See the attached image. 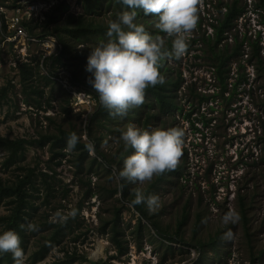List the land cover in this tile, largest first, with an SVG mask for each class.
Instances as JSON below:
<instances>
[{"label":"rangeland","instance_id":"1","mask_svg":"<svg viewBox=\"0 0 264 264\" xmlns=\"http://www.w3.org/2000/svg\"><path fill=\"white\" fill-rule=\"evenodd\" d=\"M13 1L0 0V6L10 7ZM34 1L38 6L43 4L42 9L46 12L56 6L64 11L67 6L65 17L68 13L77 16L83 12L77 0ZM230 1L196 0L198 20L188 37L191 48L177 60L168 59V67L180 73L183 79L178 93L181 109L166 117L165 125L156 122L148 129H184L181 157L177 164L182 168L173 178L165 173L163 178L166 177V181L161 180L157 184L153 195L159 197V207L152 211L145 207L149 219L142 218V226L139 224L140 213L130 206L128 198H123L119 191L122 181L116 179L127 151L118 140L119 133L128 124L140 129L142 126L135 121H123L119 126L111 124V129H116V133L111 134L103 126L107 125L105 122L102 125L99 122L90 123L96 110L78 109L75 101L65 92L60 93L57 86L53 94V108L40 111L25 105L19 68L27 63L38 66L40 74L47 75L42 66L44 56L41 46L20 40H4L0 44V136L35 141L41 135L54 133V123H58L66 129L75 127L81 140L92 141L95 147L94 153H89L86 158L83 171L75 166L77 154L72 150H65L68 156L64 160L53 159L49 147L38 144L27 146L25 160L9 166L6 164L5 167L3 163L9 152L0 147L1 184L12 185L19 175L24 174L22 167L35 169L37 173L46 172L53 177L65 207L61 209L63 213L68 214L80 203L83 205L78 225H74L63 244L53 248L43 261L36 264H264V162L261 160L264 157V80L253 66L247 65L245 74L249 81L239 86L237 93L231 95V100L217 95L214 100L199 104L197 98V94L214 96L220 92L208 56L202 50V38L211 34L210 25L219 16V7ZM256 8L254 0H247L246 12L227 34L224 44L231 47L236 39L243 41V50L248 53L249 43L258 41L264 49V11ZM9 10L6 15H10ZM113 15L112 10L102 8L99 15L88 20L107 24L109 20H114ZM26 21L34 35L45 30L46 20L42 14ZM6 35L0 30V40ZM161 36L164 42L167 36ZM98 41L96 37L85 42L69 40L71 56L89 53ZM239 61L236 58L231 62L235 79L244 72L236 73ZM69 64L76 65L82 84L90 87L87 83L90 74L84 70L86 61L75 59ZM41 82H38L40 87L43 86ZM2 88L7 89L6 96ZM229 95L225 93L224 98ZM67 106L71 112L64 111ZM46 117L54 121H47ZM158 179L159 176H154L151 181L143 183L129 182V198L137 189L144 194ZM88 188L91 192L87 195ZM113 190L118 192L113 193ZM240 197L245 203L246 223L241 216ZM58 204L56 202L54 206ZM8 209V205L1 204L0 215L9 213ZM45 209L48 208L40 209L34 224L40 223L39 217ZM229 210L237 211L240 218L235 224L224 225L220 217ZM53 213L55 211L47 210L49 221H54ZM114 221L127 250L124 254H120L111 241ZM225 232L231 234L229 238H224ZM160 233L167 238L163 239ZM40 237L31 238L27 253H23V264H30L29 257L39 248Z\"/></svg>","mask_w":264,"mask_h":264},{"label":"trees","instance_id":"2","mask_svg":"<svg viewBox=\"0 0 264 264\" xmlns=\"http://www.w3.org/2000/svg\"><path fill=\"white\" fill-rule=\"evenodd\" d=\"M20 0H14L11 6L6 8L12 9L17 6V3ZM256 9H261L264 11V0H254ZM82 8V13L75 16L68 13L65 17V10L67 6L61 11L60 6L54 7L49 12L45 13V30L36 35L40 38H43L47 35H53L57 37L60 44L62 45L61 51L57 55H52L50 57L44 58L42 66L47 71V75H41L39 67L27 63H23L19 68V75L21 77V93L23 94V102L25 105L32 107L33 109L47 111L48 109L53 108L52 102L54 101L53 94L56 90V86L60 93H66V91L61 87L60 84L54 79L57 77L59 70L64 69L68 72L71 78V82L80 89H86L89 92H93L98 98L97 94L90 87H84L81 80V73L76 68L75 64H69L71 60H82L86 61L88 52L80 54L77 56H71V47L69 45V40L71 42H85L91 38L96 37L98 40L108 38L105 36L107 30V24L96 23L93 19L88 20L89 17H94L99 15L102 8H105L107 11L112 10L113 19L123 11L127 10L126 6L121 5L118 0H77ZM231 0L230 2H225L219 7V16L216 18V21L212 23L211 34L204 36L202 38V44L204 52L207 54V58L213 68V77L216 84L220 88V92L214 96L197 94L199 104L202 102H208L214 100L217 95H220L224 100H231V95L237 93V89L242 84H246L249 81L245 70L247 65L253 66L257 74L261 76L264 80V49L259 45L258 41H252L247 46L249 52L246 53L243 50V41L239 42L237 39L234 41V46L229 47L226 43L223 42L228 39V33L236 26L238 19L246 12L245 8L247 5V0ZM195 7L197 8L196 4ZM137 22L144 24L147 31L152 34L164 35V33H159L158 30L152 27L154 21L152 20V14L145 16L142 10H137ZM65 17V19H64ZM64 21V22H63ZM24 25L27 27L30 33V24L24 22ZM55 27L51 30L50 28ZM4 30L5 23L3 24ZM33 34V33H32ZM5 40L3 37L0 40V44ZM164 49L171 52V38L166 37L163 42ZM191 48V43H188V48L186 51H189ZM244 56L246 59L244 60ZM173 58L177 60L176 57L172 55L166 56L161 61V66L159 72L164 76V83L157 84L154 87H149L145 90V100L144 103L138 107H133L128 110L127 115L124 117H112L109 116L107 111L100 105L95 111L94 115L91 116L90 123L99 122L102 125V122H105L107 125H103L109 129L111 134L116 133V129H111V124L119 126L121 122L126 121L130 123L135 121L137 124L142 126V129H147L150 126H153L156 122L165 125V118L171 115H174L176 110H180V104L178 101V93L181 91L183 85V79L180 73H176L173 69L168 67V59ZM236 58H239L238 69L236 70L237 75L240 71H244L240 76L235 79V74L232 75V61ZM244 61V63L242 62ZM242 62V63H241ZM231 80H234L231 82ZM43 81V86H39L38 82ZM42 83V82H41ZM231 85V89L229 86ZM48 89V90H47ZM1 91L6 96L7 89L2 88ZM193 91V90H191ZM229 93V97H225V93ZM227 104L230 101H226ZM69 105V100L66 101ZM45 104V106H44ZM69 107V106H67ZM64 108V111L71 112V108ZM47 121L53 122V118L46 117ZM56 124L55 132L49 133L46 135H41L39 139L35 141H28L26 139H9L7 137L0 136V147L4 148L9 152L7 159L3 165L6 167V164H16L18 161L25 160L26 148L32 144H38L40 147L48 146L52 154V158H60L64 160L67 158L68 153L65 151V142L70 133H76L78 135L79 142L72 150L75 152L76 161L75 166L79 171L84 170V163L86 158L89 156V152L85 149L84 145L87 142H83L77 132L75 127H69L66 129L63 124ZM120 132V131H117ZM120 134V133H119ZM95 141V140H94ZM96 146L97 141L95 142ZM132 149L129 148L123 155L121 160V165L123 160L132 154ZM262 162H264V157H262ZM94 161V160H93ZM105 162V161H104ZM107 162V161H106ZM108 165L112 163L107 162ZM179 168L177 167L174 171L166 172L173 178L176 174H179ZM24 171V174L19 175L12 185L4 186L0 183V205L6 204L9 206V213L5 215H0V232L5 230H14L20 238V247L24 254L27 253L28 247L30 245L31 238H35L39 235L40 240L38 242L39 248L32 252L29 260L30 264H36L43 261L48 254L52 251L53 248L61 246L65 238L72 232L74 225H78V218L82 211V203L76 205L75 209L77 214L74 217L69 216L67 220L63 222L49 221L47 218V210L57 211L64 209V205L61 203V197H59V190L57 189L55 183L53 182V177L49 173L39 172L37 173L35 169L21 168ZM107 171H110L107 170ZM163 175L159 176L158 182L151 185L145 192L144 195H153L154 191L157 189V184L161 180L166 181V177L163 178ZM90 184V183H89ZM120 192L124 199H127L129 202L134 198V196L129 198V190L131 185L129 182L122 181ZM89 187V186H88ZM91 192L88 188V193ZM118 190L113 193H117ZM240 207H241V216L244 218L245 223L247 222L245 216V203L243 198L240 197ZM58 202V206L55 207L54 204ZM42 207L48 208L45 209L40 215V223L34 224L35 216H38L40 209ZM137 212L141 215V220L139 219V224L142 226V218L149 219L147 211L143 203L133 206ZM70 209V210H72ZM65 214V213H63ZM67 215V214H65ZM47 218V219H46ZM114 220V219H113ZM28 222L37 226V230L30 231L21 228V225H25ZM115 222V221H114ZM181 221L180 225H182ZM112 224V223H111ZM154 226H157L153 223ZM140 230V227L139 229ZM112 237L111 241L118 248L120 254L126 253V249L123 246V243L120 239L121 235L119 234L117 222L113 224L111 228ZM160 236L162 237L163 235ZM165 238L167 236L164 235ZM164 237H162L164 239ZM216 242V241H214ZM66 256H69L66 253ZM73 262V260H72ZM0 264H13V258L10 253L0 254ZM53 264H63V263H53ZM71 264V263H70Z\"/></svg>","mask_w":264,"mask_h":264},{"label":"clouds","instance_id":"3","mask_svg":"<svg viewBox=\"0 0 264 264\" xmlns=\"http://www.w3.org/2000/svg\"><path fill=\"white\" fill-rule=\"evenodd\" d=\"M126 6L114 20H109L105 36L99 40L86 58L85 72L90 76L87 83L97 94L100 105L109 116L124 117L129 109L144 103L145 90L164 83L159 72L161 61L168 55L180 58L188 48V37L197 24L196 0H118ZM145 16L152 14V27L171 38V52L164 49L163 38L146 30L144 24L137 22L138 11ZM185 132L182 127L140 129L128 124L120 132L118 140L125 150L131 148L132 154L123 160L116 173L118 182L143 183L154 176L174 171L181 157ZM76 133H70L65 142V150L71 151L79 142ZM89 153H94V142L84 145ZM123 186V185H121ZM143 203L148 211L159 207L157 195L145 196L139 189L134 192L130 206ZM77 214L75 209L63 214L61 210L53 213V220L63 222ZM239 214L229 210L220 217L224 225L235 224ZM21 228L35 231L37 226L28 222ZM229 232L224 238L230 237ZM10 253L13 264H23V252L19 235L14 230L0 232V254Z\"/></svg>","mask_w":264,"mask_h":264},{"label":"built area","instance_id":"4","mask_svg":"<svg viewBox=\"0 0 264 264\" xmlns=\"http://www.w3.org/2000/svg\"><path fill=\"white\" fill-rule=\"evenodd\" d=\"M43 4L37 5L34 0H20L16 7L12 9H7L6 7L0 6V30L7 34L5 40L9 42H15L17 40L30 43H36L41 46L44 58L50 57L52 55H57L61 49L57 37L53 35H47L40 38L29 32L24 22L28 23L26 20L32 18H38L43 15L45 19L44 9H42ZM10 11V15H6V12ZM5 23V28L3 24ZM58 84L66 91L70 99L75 101V106L82 110L92 109L97 110L100 106L99 99L95 96L93 92H89L86 89H80L71 82L70 75L64 69H61L57 73V77L54 78ZM76 108V109H77ZM86 114L87 111H85Z\"/></svg>","mask_w":264,"mask_h":264}]
</instances>
